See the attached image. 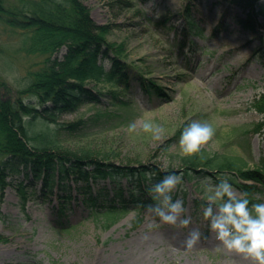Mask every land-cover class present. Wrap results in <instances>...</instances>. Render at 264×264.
<instances>
[{"label":"rangeland","instance_id":"374dc122","mask_svg":"<svg viewBox=\"0 0 264 264\" xmlns=\"http://www.w3.org/2000/svg\"><path fill=\"white\" fill-rule=\"evenodd\" d=\"M124 1L81 0L93 21L107 27L106 40L123 45L122 59L131 71L126 88L114 91L126 105L113 106L106 94L111 88L90 82L87 88L104 94L101 107L111 114L100 130L65 140L64 145L105 153L111 159L103 163L176 170L183 157L179 148L183 128L194 120L206 121L215 135L202 150L240 155L248 168H260L264 174V116L254 109L255 100L264 93V60L257 53L264 45V15L258 11L261 0L251 8L250 29L239 22L247 18L250 7L232 0H131L134 8L130 10ZM186 4L202 37L186 28ZM20 39L0 25V77L11 86L9 98L24 85L27 72L37 67L36 59L21 50ZM147 82L155 83L162 95L149 93L143 87ZM96 110L85 107L80 111L89 116ZM142 118L163 127L160 140L139 129L132 135L126 132L127 125ZM75 119L76 115L67 114L61 121ZM119 181L127 183L124 178ZM89 182L95 188L113 185L108 177ZM68 184L73 190L77 186L74 181ZM259 189L255 196L264 203V185ZM39 190V184L29 188L25 200L13 187L5 191L0 201V264H250L241 256L216 251L218 242L202 218L206 201H200L203 190L197 184L185 182L173 193H177L174 200L184 201L185 214L192 218L190 228H199L203 234L191 251L168 238L173 232L186 237L190 229L161 224L149 231L145 206L130 202L126 213L105 221L93 218L96 210L72 203L67 213L58 216L56 202L40 200ZM66 226L68 230H61ZM151 234L163 235L156 248L145 253L141 244Z\"/></svg>","mask_w":264,"mask_h":264},{"label":"trees","instance_id":"16d2710c","mask_svg":"<svg viewBox=\"0 0 264 264\" xmlns=\"http://www.w3.org/2000/svg\"><path fill=\"white\" fill-rule=\"evenodd\" d=\"M232 1L250 7L247 18L239 20L250 29L251 8L256 0ZM123 5L128 10L134 8L131 0H125ZM189 9L186 4V28L202 37L201 27L188 15ZM258 11L264 15V0L259 2ZM0 25L21 38V50L37 63L35 69L27 72L24 85L14 98H9L11 86L0 77V201L9 187L25 200L27 190L39 184L37 197L44 202L55 201L58 216L67 213L72 203H80L96 210L93 218L113 221L128 211L130 202L143 207L155 203L148 192L150 184L177 174L183 176L179 186L188 182L198 187L204 177L218 182V177L227 175L234 188L249 194L251 203H261L255 194L264 185L263 171L248 168L247 160L240 155L201 150L194 156L181 157L176 170L168 168L162 172L159 167L148 169L140 164L134 169L130 164L103 163L111 159L105 153L73 150L64 145L65 140L81 139L100 130L103 120L111 114L101 107L104 94L87 85L92 82L111 88L106 94L113 99V106L120 107L126 103L120 101L114 89L126 88L131 71L122 59L123 45L106 40L107 27L93 21L81 0H0ZM261 41L264 43V35ZM257 53L264 60L263 44ZM101 57L111 61L110 70L99 62ZM143 87L156 96L162 95L153 82L144 83ZM85 107L97 110L88 116L80 111ZM254 109L264 116V93L255 100ZM66 114L76 115L77 119L62 123ZM149 171L155 173L151 182L144 177ZM98 177H108L113 185L95 188L89 180ZM122 178L126 185L120 183ZM69 181L77 184L74 190ZM145 196L148 199L141 202ZM176 196L173 194V199ZM204 200L202 195L200 201ZM62 229L68 230L67 226Z\"/></svg>","mask_w":264,"mask_h":264},{"label":"clouds","instance_id":"9594fccd","mask_svg":"<svg viewBox=\"0 0 264 264\" xmlns=\"http://www.w3.org/2000/svg\"><path fill=\"white\" fill-rule=\"evenodd\" d=\"M99 62L110 70L111 61L103 57ZM264 91V90H262ZM141 131L151 134L153 140H160L163 127L151 119H140L127 125L129 135ZM215 135V129L208 122L192 121L183 128L179 138L181 154L191 157L201 152ZM155 173H144L145 180L151 182ZM230 177H218L213 182L210 177L200 179L206 206L202 208V218L218 242L217 252H226L243 257L250 264H264V203H251L247 192H239L230 183ZM183 183V176L169 174L159 182L150 184L148 192L155 203L145 206L147 229H158L161 224L190 229L182 241L186 251H191L201 243L203 234L199 228H190L192 218L186 215L184 201L173 199V193ZM134 192L138 190L134 189ZM137 214L134 212L133 216Z\"/></svg>","mask_w":264,"mask_h":264},{"label":"bare ground","instance_id":"6f19581e","mask_svg":"<svg viewBox=\"0 0 264 264\" xmlns=\"http://www.w3.org/2000/svg\"><path fill=\"white\" fill-rule=\"evenodd\" d=\"M162 235L156 236V235H147L142 241L141 248L143 249V252L150 253V251H153L156 246L159 244V242L162 239ZM168 238L171 240L172 244L177 247H183L182 241L186 238L182 234L178 232L168 233Z\"/></svg>","mask_w":264,"mask_h":264}]
</instances>
